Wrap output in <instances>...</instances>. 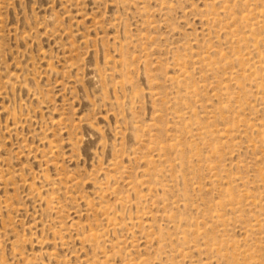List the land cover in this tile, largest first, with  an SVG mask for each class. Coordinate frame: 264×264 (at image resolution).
<instances>
[{
  "label": "rangeland",
  "instance_id": "1",
  "mask_svg": "<svg viewBox=\"0 0 264 264\" xmlns=\"http://www.w3.org/2000/svg\"><path fill=\"white\" fill-rule=\"evenodd\" d=\"M0 264H264V0H0Z\"/></svg>",
  "mask_w": 264,
  "mask_h": 264
}]
</instances>
